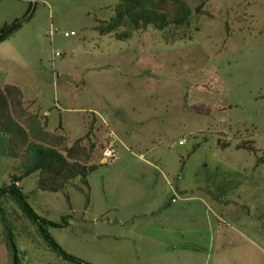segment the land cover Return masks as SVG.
<instances>
[{
    "label": "rangeland",
    "instance_id": "374dc122",
    "mask_svg": "<svg viewBox=\"0 0 264 264\" xmlns=\"http://www.w3.org/2000/svg\"><path fill=\"white\" fill-rule=\"evenodd\" d=\"M185 1L205 4L168 39L150 26L117 39L98 25L119 0H0V29L21 21L0 41L9 115L26 131L37 121L64 155L93 144L96 165L88 199L78 177L58 191L37 188L38 173L18 184L91 264H264V0ZM7 140L0 185L25 149L9 156ZM16 226L20 264H72ZM0 264H12L1 224Z\"/></svg>",
    "mask_w": 264,
    "mask_h": 264
},
{
    "label": "trees",
    "instance_id": "16d2710c",
    "mask_svg": "<svg viewBox=\"0 0 264 264\" xmlns=\"http://www.w3.org/2000/svg\"><path fill=\"white\" fill-rule=\"evenodd\" d=\"M168 4H170L169 7L166 6ZM204 4L205 2L192 8L185 0H119L113 16L108 21L101 22L98 30L101 33H113L117 39H129L134 31L150 26L162 30L163 38L168 39L166 31L169 25H183L193 11L202 12ZM20 25L21 21L18 19L10 25H4L0 29V41L6 39ZM8 97L9 92L0 91V131L8 137L6 153L9 156H17L16 147L19 144L25 145L19 163L11 167L9 182L0 185L1 234L5 248L11 256V263L20 264L19 250L15 242L16 232H19L16 222L23 220L24 223L27 222L32 226L46 246L63 260L72 264H91L66 252L58 244L50 233L49 227H63L66 223L54 222L36 213L27 201L29 193L24 192L18 182L31 174L38 173L37 188L58 191L64 190L78 177L83 188L86 189V199H88L87 176L96 165H87L86 162L92 157L93 144H90L85 151V148L80 145V139H77L71 146L64 148L67 155L65 156L55 147L56 144H49L45 135L37 131L39 124L37 121L30 123L26 131L9 115ZM30 132L33 137L29 141L27 134ZM76 155H81L83 161L76 159L74 157ZM258 161H264V158H259ZM65 197L68 200L66 193ZM23 227L26 229L27 225Z\"/></svg>",
    "mask_w": 264,
    "mask_h": 264
},
{
    "label": "crops",
    "instance_id": "0c3cea01",
    "mask_svg": "<svg viewBox=\"0 0 264 264\" xmlns=\"http://www.w3.org/2000/svg\"><path fill=\"white\" fill-rule=\"evenodd\" d=\"M138 46H139V48L137 49V51H135L136 52L135 54L142 55V54L146 53V50H144V47L142 45H138Z\"/></svg>",
    "mask_w": 264,
    "mask_h": 264
},
{
    "label": "built area",
    "instance_id": "2783aa9c",
    "mask_svg": "<svg viewBox=\"0 0 264 264\" xmlns=\"http://www.w3.org/2000/svg\"><path fill=\"white\" fill-rule=\"evenodd\" d=\"M72 34H74V32H73V31L64 32V35H66V36H69V35H72ZM55 54L57 55V54H58V52H56ZM181 142H182V140H179V143H181Z\"/></svg>",
    "mask_w": 264,
    "mask_h": 264
}]
</instances>
